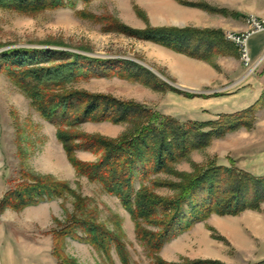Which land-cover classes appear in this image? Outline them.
Listing matches in <instances>:
<instances>
[{
  "label": "rangeland",
  "instance_id": "obj_1",
  "mask_svg": "<svg viewBox=\"0 0 264 264\" xmlns=\"http://www.w3.org/2000/svg\"><path fill=\"white\" fill-rule=\"evenodd\" d=\"M75 5L74 9L33 13L0 9V55L13 50L67 54L72 62L76 59L90 68H84L89 74L64 83L59 93L111 97L182 125L218 122L224 115L243 113L260 102L252 129L214 138L205 149L174 164L171 172L153 175L148 182L137 177L135 195L145 187L158 198L172 199L178 194L173 185L183 183L184 176L194 175L197 167L208 168L215 163L230 169L231 160L238 170L264 176V95L260 101L257 95L264 56L257 73L246 81L247 71L238 51L231 52V44L224 37L245 17L264 19L258 11L264 9V0H75ZM115 24L124 29L116 30ZM166 29L207 32L208 39L201 43V58L141 35ZM194 46L195 42L190 49ZM250 48L264 54V33L251 39ZM244 89L248 93L243 98ZM197 100L213 103L208 109H200ZM60 127L46 120L32 99L0 71V203L25 181L23 174L51 178L70 189L62 197L21 212L7 209L0 214V231L5 234L0 236V264H59L53 235L72 218L90 220L116 235L125 245L130 264H155L147 246L138 240L136 224L120 199L79 174L70 163L58 136ZM64 131L71 132L72 145L79 147L92 138L118 142L133 136L136 126L130 122L86 121ZM74 153L85 165L99 164L103 155L81 148ZM144 228L150 233L160 232L156 226ZM85 238L80 230L75 237H67L63 254L77 264H123L115 248L110 262L84 242ZM157 256L170 264L186 260L264 263V204L260 212L247 211L237 217L212 215L187 232H176Z\"/></svg>",
  "mask_w": 264,
  "mask_h": 264
},
{
  "label": "trees",
  "instance_id": "obj_2",
  "mask_svg": "<svg viewBox=\"0 0 264 264\" xmlns=\"http://www.w3.org/2000/svg\"><path fill=\"white\" fill-rule=\"evenodd\" d=\"M75 7V0H0V9L23 13ZM113 27L118 31L124 29L116 24ZM141 35L145 40L196 58H201V43L209 36L207 32L190 29L150 30ZM193 42L197 46L191 50ZM230 51L237 54L232 44ZM73 60L64 53L13 50L0 55V71L32 99L46 120L61 126L59 139L77 172L92 182L100 183L108 194L120 199L136 224L138 240L147 246L155 264H170L157 254L176 232H187L212 215L237 217L247 211H262L264 176L256 177L236 169L233 160L230 169L215 163L208 168L197 167L194 175L184 176L183 183L173 185L178 194L172 199L158 198L145 187L136 195L134 191L137 177L148 182L153 175L171 172L174 164L187 159L194 151L205 149L214 138H222L242 128L252 129L260 102L243 113L224 115L218 122L182 125L138 106L120 104L111 97L83 92L59 93L58 89L64 83L86 78L89 74L84 68H90ZM86 121L130 122L135 124L136 132L118 142L92 138L86 139L79 147L73 146L71 132H65V127H76ZM76 148L103 152L100 163L85 165L78 162L74 153ZM23 177L25 181L11 190L0 203V214L7 209L21 212L70 191L66 183L55 182L51 178H35L28 174H23ZM26 179H29L28 182ZM70 221L63 230L53 235L54 256L59 264H77L63 254V244L67 237H75L78 230L86 235L83 241L102 252L110 262L111 251L115 248L123 264H130L125 245L104 226L86 219L72 218ZM144 225L156 226L160 232L150 233ZM183 264L222 263L186 260Z\"/></svg>",
  "mask_w": 264,
  "mask_h": 264
},
{
  "label": "built area",
  "instance_id": "obj_3",
  "mask_svg": "<svg viewBox=\"0 0 264 264\" xmlns=\"http://www.w3.org/2000/svg\"><path fill=\"white\" fill-rule=\"evenodd\" d=\"M264 33V19L258 16L250 15L246 18V30L243 32L228 31L225 33V40L235 46L238 51L242 65L246 69L244 80L250 79L257 73L263 63V58L254 60L250 48L251 39Z\"/></svg>",
  "mask_w": 264,
  "mask_h": 264
},
{
  "label": "crops",
  "instance_id": "obj_4",
  "mask_svg": "<svg viewBox=\"0 0 264 264\" xmlns=\"http://www.w3.org/2000/svg\"><path fill=\"white\" fill-rule=\"evenodd\" d=\"M258 11L261 13V15L264 18V9H259ZM231 30L235 31V32L245 31L246 30V17L244 19V22L234 26ZM252 56H253L254 60H260L264 56V54L261 55L260 51L258 49H256L252 52ZM262 75L263 76H262V81L260 83V87L257 89V95H258L259 101L262 99V96L264 95V71L262 72ZM182 88H184V87H182ZM247 93H248L247 89H244L243 90V98H244V96L247 95ZM210 103H213V102H211V101L206 102L203 100H197V105H200V109H208V107L211 105ZM0 236L4 237L5 234H3L2 231H0Z\"/></svg>",
  "mask_w": 264,
  "mask_h": 264
}]
</instances>
